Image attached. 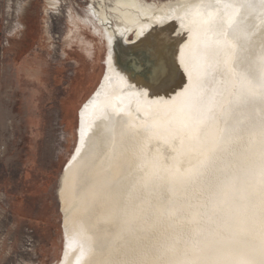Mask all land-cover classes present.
<instances>
[{"label":"bare ground","instance_id":"bare-ground-1","mask_svg":"<svg viewBox=\"0 0 264 264\" xmlns=\"http://www.w3.org/2000/svg\"><path fill=\"white\" fill-rule=\"evenodd\" d=\"M86 2L82 20L106 43L104 75L78 111L77 147L60 175L58 264H138L146 254H138L136 236L147 240L153 227L170 238L155 264H258L264 258L261 0ZM45 3L59 13L61 0ZM68 18L74 19L71 10ZM162 38L175 70L166 87H149L140 60ZM217 117L235 140L213 148ZM138 199L147 213L140 223Z\"/></svg>","mask_w":264,"mask_h":264},{"label":"rangeland","instance_id":"rangeland-1","mask_svg":"<svg viewBox=\"0 0 264 264\" xmlns=\"http://www.w3.org/2000/svg\"><path fill=\"white\" fill-rule=\"evenodd\" d=\"M86 1L61 0L56 13L45 0H0V264L61 259L60 175L77 147L78 111L104 75L106 43L82 20ZM212 136L213 148L235 140L219 117ZM149 201L156 227L157 198ZM174 203L168 198V211ZM188 203L180 200L185 211ZM144 207L138 199V223ZM154 229L147 240L136 236L138 254H146L138 264L167 253L170 238Z\"/></svg>","mask_w":264,"mask_h":264},{"label":"snow or ice","instance_id":"snow-or-ice-1","mask_svg":"<svg viewBox=\"0 0 264 264\" xmlns=\"http://www.w3.org/2000/svg\"><path fill=\"white\" fill-rule=\"evenodd\" d=\"M261 4L264 5V0H261ZM171 51V47L162 38L159 43L154 42L152 49L141 58L140 63L143 65L141 74L149 87L164 88L168 85L169 79L175 70L173 57L169 54ZM117 56H120L119 52ZM259 63L258 96L259 99L264 101V55L260 57ZM256 95L257 93H253V98ZM261 174L264 176V164H262ZM262 256H264V252H262ZM246 264H257V262L247 261ZM258 264H264V258H261Z\"/></svg>","mask_w":264,"mask_h":264},{"label":"water","instance_id":"water-1","mask_svg":"<svg viewBox=\"0 0 264 264\" xmlns=\"http://www.w3.org/2000/svg\"><path fill=\"white\" fill-rule=\"evenodd\" d=\"M0 38H1V32H0ZM0 62H1V45H0Z\"/></svg>","mask_w":264,"mask_h":264}]
</instances>
